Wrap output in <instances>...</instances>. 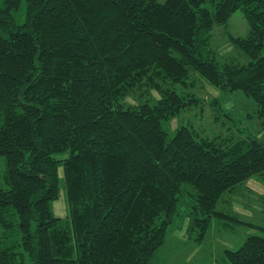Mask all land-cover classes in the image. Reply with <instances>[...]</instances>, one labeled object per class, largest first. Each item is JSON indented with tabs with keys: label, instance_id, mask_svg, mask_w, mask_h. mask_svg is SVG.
<instances>
[{
	"label": "trees",
	"instance_id": "16d2710c",
	"mask_svg": "<svg viewBox=\"0 0 264 264\" xmlns=\"http://www.w3.org/2000/svg\"><path fill=\"white\" fill-rule=\"evenodd\" d=\"M236 9L248 31L228 43L244 57L221 61L212 30ZM192 75L241 90L264 129V0H3L0 264H154L187 188L202 230L238 219L217 204L264 174V136L170 134L200 101ZM60 188L66 218L52 212ZM223 253L264 264V234Z\"/></svg>",
	"mask_w": 264,
	"mask_h": 264
},
{
	"label": "rangeland",
	"instance_id": "374dc122",
	"mask_svg": "<svg viewBox=\"0 0 264 264\" xmlns=\"http://www.w3.org/2000/svg\"><path fill=\"white\" fill-rule=\"evenodd\" d=\"M2 5L3 0H0V7ZM24 14L25 2L21 1L14 11L15 20L22 22ZM247 31L248 22L241 9H236L226 23L215 25L211 51L216 59L226 61L238 55L244 57L229 45L228 40L231 36L245 35ZM189 78V82L194 84L187 90L196 94L200 101L169 121L166 129L170 134L177 125L185 123L191 124L201 135L210 137L230 130L239 135L249 132L264 136L262 118L257 113V107L241 90L223 92L201 77L192 75ZM152 94L157 95L149 91L145 98ZM126 100L130 101V98ZM137 100L138 97L134 95V101ZM58 172L62 175L61 165ZM60 190L59 196L52 201V212L66 218L69 215L68 201L63 188ZM189 192L193 191L187 188L178 200V213L168 226L165 241L156 252L154 264H230L224 258L225 248L239 247L248 234H264V174L250 176L231 191L224 192L221 198L225 201L218 202L217 208L238 219L213 221L206 230L194 222V201Z\"/></svg>",
	"mask_w": 264,
	"mask_h": 264
}]
</instances>
